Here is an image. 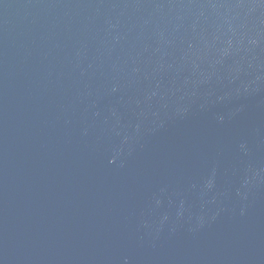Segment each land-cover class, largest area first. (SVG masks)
Here are the masks:
<instances>
[{"label":"water","instance_id":"water-1","mask_svg":"<svg viewBox=\"0 0 264 264\" xmlns=\"http://www.w3.org/2000/svg\"><path fill=\"white\" fill-rule=\"evenodd\" d=\"M0 264H264V0H0Z\"/></svg>","mask_w":264,"mask_h":264}]
</instances>
